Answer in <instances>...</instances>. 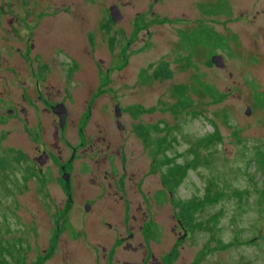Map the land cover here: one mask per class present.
I'll use <instances>...</instances> for the list:
<instances>
[{
    "label": "flooded vegetation",
    "instance_id": "flooded-vegetation-1",
    "mask_svg": "<svg viewBox=\"0 0 264 264\" xmlns=\"http://www.w3.org/2000/svg\"><path fill=\"white\" fill-rule=\"evenodd\" d=\"M10 1V27L4 28L9 34L0 38L8 43L0 75V122L8 133L27 140L10 148L20 172L9 175L5 187L14 221L27 237L21 250L25 264H205L207 254L222 250L220 238L212 229L191 225L189 206L175 203L180 199L162 178L158 188L144 190L142 178L127 170L122 151L126 90L112 73L124 64H110L121 53L114 52L112 33L124 32L119 25L127 19L137 33L148 16L160 14L154 7L165 0H149L145 9L134 11L129 0ZM237 1L192 0L205 15V5H214L228 24L239 20ZM262 1L260 9L241 11L237 18L260 31ZM113 5L121 16L116 21ZM173 20L182 25L176 31L179 49L193 30L210 27L201 20ZM136 111L130 107L128 116L137 119ZM26 192L38 207L22 222L17 195ZM40 231L46 234L42 248L36 243ZM196 245L198 250L189 251Z\"/></svg>",
    "mask_w": 264,
    "mask_h": 264
},
{
    "label": "rangeland",
    "instance_id": "rangeland-1",
    "mask_svg": "<svg viewBox=\"0 0 264 264\" xmlns=\"http://www.w3.org/2000/svg\"><path fill=\"white\" fill-rule=\"evenodd\" d=\"M129 1L131 11L143 10L149 2ZM10 2L0 0V38L9 34L4 28L10 27L7 15H11ZM261 2L238 0L234 15L239 20L228 24L222 21V15L215 14L216 7L210 3L204 7L205 15L192 0H165L154 7L160 14L148 16L147 26L137 33L128 19L119 25L124 32L112 33L116 40L114 52L121 53L110 64H124L112 76L116 84L124 83L126 90L121 111L126 125L122 151L127 170L142 178L144 190L153 191L167 169L166 165L153 169V159L158 158L156 164L161 157L169 158V164H181L184 174L173 188L181 205L190 200L205 201V193L218 191L214 199L193 209L190 218L193 227H211L222 242V250L207 254L205 264H264V174L260 168L262 159H258L260 153L257 155L259 151L264 153V101L261 103L262 97H255L262 94L264 98V27L259 31V26L237 18L244 10L254 13L261 8ZM171 19L201 20L219 32L228 48L218 47L214 53L223 56L225 68L204 64L213 53L211 44L191 47L180 40L179 49L176 31L182 25ZM7 44L0 39V75L6 67ZM124 46L127 49L122 51ZM190 50L194 54L190 64L185 65V57L182 60L179 57ZM162 64L170 71V78L153 75ZM197 75L212 84L223 98L215 100L207 96L194 83ZM174 85L195 86L197 91L187 89L179 97ZM246 106L251 108L249 114ZM130 107L137 109V119L128 116ZM138 123L157 126L159 131L151 132L150 138H165V143L161 142L163 154H154L152 144L145 145L137 138L133 130ZM7 128L6 123L0 122V264H25L27 260L21 250L27 237L24 239L21 225L14 221L11 195L5 193V187L9 185V175L18 177L20 172L11 162L10 148L27 140L8 133ZM214 131L216 137L211 136ZM235 191L239 193L236 195ZM31 193L17 195L22 201L17 207L19 221L29 220L38 207ZM43 219L48 222L47 215ZM198 222L201 223L197 225ZM43 232L36 240L40 248L45 242ZM33 236L32 232L28 235L31 243ZM198 248L196 245L189 251Z\"/></svg>",
    "mask_w": 264,
    "mask_h": 264
},
{
    "label": "trees",
    "instance_id": "trees-1",
    "mask_svg": "<svg viewBox=\"0 0 264 264\" xmlns=\"http://www.w3.org/2000/svg\"><path fill=\"white\" fill-rule=\"evenodd\" d=\"M187 43L191 47H194L197 44H200V45L211 44L212 47L214 48L212 51L213 53L215 52V49L218 47L219 48H228L226 41L224 39H222L219 35H217L213 31L212 28H210V27L208 28L206 26H202L200 28H197L196 30H193L189 36V40H187ZM223 45H224V47H221ZM193 54H194L193 50H190L187 52V54L185 56L187 64L184 63L185 65L190 64L189 62H190L191 56H193ZM204 64H206L207 66L212 65L209 58L204 62ZM153 72H154L153 75L156 78H159V77L165 78V79L170 78V71H168V68L164 67V64H162L158 70L156 69ZM195 77L197 78V80ZM195 77H194V83H196L197 86H199L201 88V90L207 94V96H210L211 98H213L215 100L216 99L221 100L223 98V95L217 93L216 88L212 84L205 83L203 80H201L200 75L199 76L197 75ZM173 89H175V92L178 93L179 97L185 95V92L187 89H189V90L192 89L193 91H197V88L195 86L187 87L185 85H174ZM256 96L262 97L261 103H263V101H264L263 95L257 94V95H255V97ZM156 130L159 131L157 126H150V125H146V124H139L138 126H136L134 128V131L142 139V141L145 145H150V144L153 145V153L154 154L155 153H162L163 148L161 147V142L165 143L164 137H156L155 136V138H153V139L150 138L151 132H155ZM216 134H217V132L214 131V133L211 134V136L216 137L217 136ZM257 155H258V159H259V157H261L260 159H262L260 161L261 162L260 168L262 170L261 172H263V174H264V153L259 151L257 153ZM11 156L14 157L13 155H11ZM153 160H154V168L153 169H156V168H158V166H161V165L167 166L165 174L162 175L163 176L162 180L166 181V183L169 184L170 186H172L173 188L176 187L179 184L180 177L184 174V166H182L179 163L169 164L168 162L170 160H169V158H166V157H161V159L159 160V162L157 164L155 162L158 160V158L153 159ZM0 161L2 163V160H0ZM0 169H2L1 165H0ZM217 193H218V191L211 192V193H205V195H204L205 201L214 199L216 197ZM237 193H239V192H237V191L234 192V194H236V195H237ZM205 201H203V200H197V201L190 200V201L185 202L186 204H182V206H187V205L189 206V208H190L189 215H190V218H192L193 217L192 213H194L195 210L200 208ZM175 202H177V204L182 203L179 201H175ZM193 209H194V211H192ZM200 223L201 222H198L197 225H199ZM206 229H211V227L206 228Z\"/></svg>",
    "mask_w": 264,
    "mask_h": 264
},
{
    "label": "water",
    "instance_id": "water-1",
    "mask_svg": "<svg viewBox=\"0 0 264 264\" xmlns=\"http://www.w3.org/2000/svg\"><path fill=\"white\" fill-rule=\"evenodd\" d=\"M110 11H111V16L114 19V21L119 20L121 18V16H117V12H119L117 6H115V5L111 6ZM210 61L214 66H216V68L217 67L223 68L225 66L224 58H223V56H221V54L216 53V54L211 55ZM246 107H247L246 114H249L251 108L249 106H246ZM59 111H60V109H59ZM115 112H116L117 116L120 115V110L118 107H116Z\"/></svg>",
    "mask_w": 264,
    "mask_h": 264
}]
</instances>
